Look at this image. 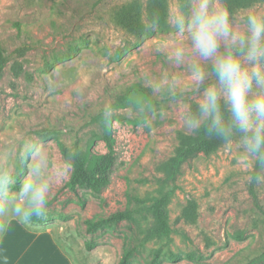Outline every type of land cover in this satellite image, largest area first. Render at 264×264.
Returning a JSON list of instances; mask_svg holds the SVG:
<instances>
[{
	"label": "rangeland",
	"instance_id": "rangeland-1",
	"mask_svg": "<svg viewBox=\"0 0 264 264\" xmlns=\"http://www.w3.org/2000/svg\"><path fill=\"white\" fill-rule=\"evenodd\" d=\"M132 1L0 0V148L23 137L57 160L64 159L60 142L85 149L92 140L94 151L106 152L101 115L112 120L116 138L108 183L100 191L72 188L71 166L45 221L32 228L12 221L0 230V264H119L128 251V264H264V187L250 183L254 169L237 143L181 158L186 138L200 135L181 121L196 97L142 104L145 78L167 67L161 46L180 33L139 40L115 20ZM168 2L172 9L180 0ZM258 6L264 3L241 12ZM117 97L126 98L123 105ZM164 195L173 231L148 239ZM190 200L196 222L183 216ZM119 210L132 211V219L88 228V220Z\"/></svg>",
	"mask_w": 264,
	"mask_h": 264
},
{
	"label": "clouds",
	"instance_id": "clouds-1",
	"mask_svg": "<svg viewBox=\"0 0 264 264\" xmlns=\"http://www.w3.org/2000/svg\"><path fill=\"white\" fill-rule=\"evenodd\" d=\"M180 39L166 49V64L146 77L145 107L176 97L191 99L181 121L187 132L231 144L253 166L250 183L264 187V6L241 12L228 0H180L166 16ZM160 27L159 13L143 20ZM71 168L31 138L0 148V230L12 221L32 228L50 214L53 190Z\"/></svg>",
	"mask_w": 264,
	"mask_h": 264
},
{
	"label": "trees",
	"instance_id": "trees-1",
	"mask_svg": "<svg viewBox=\"0 0 264 264\" xmlns=\"http://www.w3.org/2000/svg\"><path fill=\"white\" fill-rule=\"evenodd\" d=\"M230 8L234 10H244L256 4H263L264 0H228ZM145 7V8H144ZM170 10L168 0H147L145 6L138 0L122 5L115 13V20L127 32L134 35L139 40L145 39L156 31L168 32L172 28L168 27L166 16ZM152 13H159L161 17L160 27L154 31L145 30L143 20ZM4 49L0 45V72L5 68L6 59ZM16 75H19L22 67H13ZM126 97V96H125ZM126 98L117 97L116 104L123 105ZM101 120L104 124L103 139L106 143L107 151L98 152L93 149V141L88 142L87 148H82L80 145L72 148L64 142L59 143L60 150L64 159L70 158L72 172L68 184L75 188L76 186H89L95 191H100L107 183V171L114 163L116 138L112 120L101 115ZM222 140L215 137H208L204 134L199 136L186 138L184 144L180 148L179 156L186 158L195 151L205 153L212 152L220 147ZM169 195H164L159 198L155 205L156 220L150 230L148 239L161 238L172 233L173 229L169 221L168 204ZM197 203L195 200H190L188 205L183 210V216L191 221L196 222L198 218ZM125 219H132V211L119 210L109 216H101L97 219L88 220V228L93 230L110 222H119ZM133 251H128L124 254L119 264H128ZM264 259V251L261 253Z\"/></svg>",
	"mask_w": 264,
	"mask_h": 264
},
{
	"label": "crops",
	"instance_id": "crops-1",
	"mask_svg": "<svg viewBox=\"0 0 264 264\" xmlns=\"http://www.w3.org/2000/svg\"><path fill=\"white\" fill-rule=\"evenodd\" d=\"M0 262H1V259H0Z\"/></svg>",
	"mask_w": 264,
	"mask_h": 264
}]
</instances>
